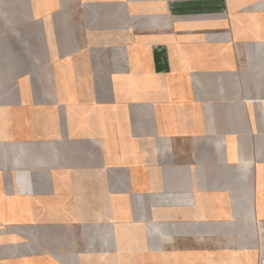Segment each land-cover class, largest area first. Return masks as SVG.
I'll return each mask as SVG.
<instances>
[{
    "label": "crops",
    "instance_id": "crops-1",
    "mask_svg": "<svg viewBox=\"0 0 264 264\" xmlns=\"http://www.w3.org/2000/svg\"><path fill=\"white\" fill-rule=\"evenodd\" d=\"M0 264H264V0H0Z\"/></svg>",
    "mask_w": 264,
    "mask_h": 264
},
{
    "label": "rangeland",
    "instance_id": "rangeland-1",
    "mask_svg": "<svg viewBox=\"0 0 264 264\" xmlns=\"http://www.w3.org/2000/svg\"><path fill=\"white\" fill-rule=\"evenodd\" d=\"M1 231H2V232H5V231H7V228H3Z\"/></svg>",
    "mask_w": 264,
    "mask_h": 264
}]
</instances>
